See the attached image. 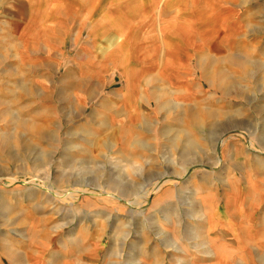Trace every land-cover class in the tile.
<instances>
[{
  "label": "rangeland",
  "instance_id": "1",
  "mask_svg": "<svg viewBox=\"0 0 264 264\" xmlns=\"http://www.w3.org/2000/svg\"><path fill=\"white\" fill-rule=\"evenodd\" d=\"M76 1L0 0V264L28 236L58 263L75 235L82 263L198 260L241 208L264 240V0L224 18L189 0L197 30L181 37L126 30L131 77L112 66V30L77 40L73 14L48 28Z\"/></svg>",
  "mask_w": 264,
  "mask_h": 264
},
{
  "label": "crops",
  "instance_id": "2",
  "mask_svg": "<svg viewBox=\"0 0 264 264\" xmlns=\"http://www.w3.org/2000/svg\"><path fill=\"white\" fill-rule=\"evenodd\" d=\"M46 1L40 0V3H43L44 6L46 5ZM188 1L164 0V5L161 9L160 5H158L159 0H77L73 13L67 12V14L66 12H60V10L58 12L60 17L50 16L47 20L49 21V26L48 23L46 26L50 30H68L66 20L68 21L69 17L67 18V16L73 14L76 26L70 27L69 30H76L79 33L77 40L80 39L79 37L83 30L88 31L91 38L90 42L99 39L98 34L94 32L98 30H112L118 36V40L110 47L112 49L110 53L114 54V64L112 63V66L121 71V73L123 72L122 75L124 74L127 77L130 75L131 77L133 75V68L127 67L128 60L124 51L125 41L123 37L126 30H165V34H169L170 38H174L175 35L181 37V35L175 34L176 30H197L196 23L198 24V20L195 19L196 15L194 14L198 11L189 10ZM82 2L85 6L82 5ZM100 2H103L102 6H100ZM240 2L241 0H214V3L218 5L217 9L222 18L225 17L228 9L230 11L233 10L232 5H237ZM201 3L202 5L198 6L200 9L204 12L210 10V0H201ZM205 3L209 5V9H206ZM83 8L84 11L81 10ZM192 15L193 17L191 18ZM163 43L167 44V47L169 46L170 50L174 51V43L169 42V45L162 39L161 44ZM142 48L144 51L148 49L146 43ZM160 49L158 43L149 45V51L154 53ZM176 49H178L177 46ZM101 66L106 67L104 65ZM245 213L242 208L239 209V212L229 211L230 223L226 221L218 223V235L210 239L212 245L208 247V250L203 251V255L198 256V260L191 256V252L184 250V248H182V251H174L172 248L170 251L168 250L173 258L172 262L176 264H258L260 257L259 250L264 243L262 239L263 235L261 234L262 236L258 237V224L255 222L253 227L251 216ZM259 225L264 227V224L261 225L259 223ZM228 226L231 228L229 229ZM249 227L250 230H248ZM81 238V236L75 235L70 240L63 242L60 247L61 251L56 253L60 257L57 260L58 263L48 258L47 255L50 250L49 241L47 238L44 239V237L34 238L28 236L21 246H17L18 242L12 243L13 248L8 255L10 258L16 259V264L22 262V260H19L20 254H22V264H39V262L41 264H87L86 262L82 263L83 259L80 257L82 248L78 247V243L79 241L82 242ZM69 246L74 248V253L71 252V249L69 250ZM98 247L99 243L95 241L94 246L86 247L85 249L92 250ZM45 253L46 256H44ZM90 254H93L92 251ZM1 258L2 256L0 255ZM93 261L94 259L91 260V264H94ZM142 263L150 264L146 261H142Z\"/></svg>",
  "mask_w": 264,
  "mask_h": 264
}]
</instances>
